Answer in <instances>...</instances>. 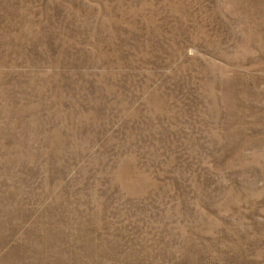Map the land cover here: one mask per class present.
Instances as JSON below:
<instances>
[{
    "label": "rangeland",
    "instance_id": "374dc122",
    "mask_svg": "<svg viewBox=\"0 0 264 264\" xmlns=\"http://www.w3.org/2000/svg\"><path fill=\"white\" fill-rule=\"evenodd\" d=\"M0 264H264V0H0Z\"/></svg>",
    "mask_w": 264,
    "mask_h": 264
}]
</instances>
